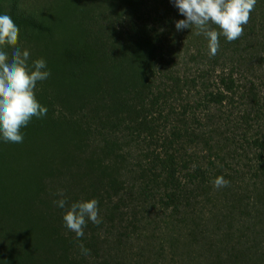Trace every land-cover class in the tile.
Returning a JSON list of instances; mask_svg holds the SVG:
<instances>
[{"label":"trees","instance_id":"trees-1","mask_svg":"<svg viewBox=\"0 0 264 264\" xmlns=\"http://www.w3.org/2000/svg\"><path fill=\"white\" fill-rule=\"evenodd\" d=\"M48 10L0 3L20 28L29 65L43 58L51 73L35 90L46 116L22 128L23 143L0 139V264H112L145 208L171 227L160 231L168 239H155L160 259L167 249L172 264H264V135L252 141L259 151L248 170H235L247 157L239 140L251 148L246 133L226 136L194 113L204 108L209 123L211 107L240 95L246 127L264 126L255 82L264 78V0L240 39L220 37L214 57L195 29H176L185 17L173 0H62ZM199 79L203 94L190 102L186 90ZM132 144L155 148L131 163ZM200 146L208 157L194 153ZM217 176L229 185L214 188ZM60 190L69 205L99 202L102 223L89 221L80 240L54 203Z\"/></svg>","mask_w":264,"mask_h":264},{"label":"clouds","instance_id":"clouds-1","mask_svg":"<svg viewBox=\"0 0 264 264\" xmlns=\"http://www.w3.org/2000/svg\"><path fill=\"white\" fill-rule=\"evenodd\" d=\"M175 7L185 19L175 24L177 30L195 29V35H203L207 40L208 54L214 57L220 49V37L234 42L244 34V26L250 21V13L255 11L257 0H173ZM20 28L8 14H0V139L5 143L20 144L24 141L22 128L33 118H42L47 108L36 98L38 82L49 78L50 71L43 58L32 61L30 53L21 49ZM11 49V53L5 49ZM223 176H217L212 184L219 189L229 185ZM54 203L65 209L63 222L74 232L77 240L84 236V228L91 221L99 226L98 200H80L68 204L64 191ZM82 254H90L83 243L78 245Z\"/></svg>","mask_w":264,"mask_h":264},{"label":"rangeland","instance_id":"rangeland-1","mask_svg":"<svg viewBox=\"0 0 264 264\" xmlns=\"http://www.w3.org/2000/svg\"><path fill=\"white\" fill-rule=\"evenodd\" d=\"M62 0H0V3L3 4H14L16 2L19 3L20 7L28 8L29 10L34 9H42L43 12H48L49 8L52 10L57 7L58 2H61ZM47 9V11H45ZM53 12V10H52ZM24 33V32H23ZM27 34H30L27 32ZM192 66V65H191ZM191 73L188 74L189 78L197 79L198 75L195 73L194 68H190ZM218 73L212 72L210 74V79L208 83V88L210 90H217V78ZM256 84L258 85V90L261 91L262 95H264V78L257 79ZM246 87H249V83H245ZM190 89V91H189ZM189 89L186 90V93L189 92V94H186V97L189 99L190 102H193V100L199 99L198 92L200 91L201 94H203L202 90L203 87L201 85V79L196 84H190ZM202 98V96L200 97ZM245 100L244 98H240V95H238L235 98V103H228V101H224L223 105H217V107H211L210 111L213 112V120L208 123L206 119V110L204 108H201L200 110L194 111V113L197 114V118L201 122V125H208L210 128L214 129L218 126L222 127V133L226 136L233 137L235 136H242L246 133V139L249 140L250 143V149L247 148V145L244 141L239 140L241 145L245 147L247 153H244L242 150H239V153H242L243 155H247V157H243V161L240 164L232 165L235 170L242 169L244 171H247L248 168L246 167L247 164L253 163L252 160H254V152L259 151V149H256V147L252 144V141L254 138L258 137L261 139V137L264 135V126H257L256 124H251V128H247L245 123L243 122V115L246 113L245 111H249V107L245 106ZM247 109V110H246ZM178 113L179 108L177 109ZM189 126L197 129L200 128L196 124H193L192 120L189 118L188 120ZM245 131V132H244ZM212 137L214 135L212 134ZM151 147L154 149L152 145L148 146V144H143L141 147H137L135 144H132L131 150L132 153L129 155L131 163H134V160L138 158V156H142L144 158V155L142 154L143 151H147ZM233 148H236L234 146ZM143 149V150H142ZM142 150V151H141ZM197 153L200 155V157H208L210 155L207 151V149L203 146H200L198 150H195L194 153ZM128 156V154H126ZM136 161H142L141 159H137ZM233 162V161H232ZM247 173V172H246ZM137 213V221L140 222L137 229L132 230L130 227L129 230L125 232L130 233L133 236H131V239H127V237L121 238V243L116 244L118 248H115L113 258L111 260L112 264H172L171 257L165 254V252H168L166 249L163 254L162 258L160 259V256H157L156 253L159 249L158 242L155 239H168L166 237H163L160 233L161 229L163 231L170 230L171 227H167L166 224H164L162 221L165 219L164 215L161 216L160 212L156 210H152L151 208H145V209H139L136 211ZM164 214V212H163ZM158 217V219H157ZM159 217H162L159 220ZM134 219V217H132ZM156 221V222H155ZM150 223V226H146ZM154 223V224H153ZM190 224V223H189ZM142 227V229H140ZM155 227H158L157 234L154 233ZM143 232V234L140 235V232ZM124 232V231H123ZM103 234V233H102ZM124 234V235H125ZM109 239V238H108ZM113 241H115V237L110 238ZM182 239V238H181ZM127 241V242H126ZM184 241V239H183ZM116 243V242H115ZM167 244H165V247ZM180 249H184L183 244H179ZM120 250H122V253H119Z\"/></svg>","mask_w":264,"mask_h":264}]
</instances>
